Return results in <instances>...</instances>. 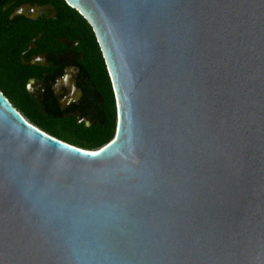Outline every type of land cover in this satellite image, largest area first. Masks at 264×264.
Listing matches in <instances>:
<instances>
[{"label": "water", "instance_id": "water-1", "mask_svg": "<svg viewBox=\"0 0 264 264\" xmlns=\"http://www.w3.org/2000/svg\"><path fill=\"white\" fill-rule=\"evenodd\" d=\"M65 1L116 134L76 147L0 88V264H264V0Z\"/></svg>", "mask_w": 264, "mask_h": 264}, {"label": "flooded vegetation", "instance_id": "flooded-vegetation-1", "mask_svg": "<svg viewBox=\"0 0 264 264\" xmlns=\"http://www.w3.org/2000/svg\"><path fill=\"white\" fill-rule=\"evenodd\" d=\"M0 7L8 15L0 13L5 96L52 136L91 149L108 144L116 134L118 101L89 23L49 0H0ZM20 7L25 14L13 16Z\"/></svg>", "mask_w": 264, "mask_h": 264}, {"label": "trees", "instance_id": "trees-1", "mask_svg": "<svg viewBox=\"0 0 264 264\" xmlns=\"http://www.w3.org/2000/svg\"><path fill=\"white\" fill-rule=\"evenodd\" d=\"M49 1H53L55 4H57L58 6H61L65 11L66 10H69V11H72V12H74L78 17H80V18H82L83 19V17L76 11V10H74L73 8H71L67 3H66V1L65 0H49ZM2 7H0V13L2 14ZM2 16H4V17H7L8 15L7 14H5V15H3L2 14ZM85 21V20H84ZM88 27H89V25L88 24H86ZM54 136V135H53ZM54 137H56V136H54ZM56 138H58V137H56ZM58 139H60V140H62V141H64V142H66V143H69V144H71V145H74V146H76V147H79V148H83V149H86V150H93V149H91V148H85L84 146H80V145H85V142H82V141H80V140H76L75 141V143H71V142H68V141H65V140H63V139H61V138H58ZM94 150H97L96 148L94 149Z\"/></svg>", "mask_w": 264, "mask_h": 264}, {"label": "snow or ice", "instance_id": "snow-or-ice-1", "mask_svg": "<svg viewBox=\"0 0 264 264\" xmlns=\"http://www.w3.org/2000/svg\"><path fill=\"white\" fill-rule=\"evenodd\" d=\"M91 155L97 156V155H99V153H91Z\"/></svg>", "mask_w": 264, "mask_h": 264}, {"label": "rangeland", "instance_id": "rangeland-1", "mask_svg": "<svg viewBox=\"0 0 264 264\" xmlns=\"http://www.w3.org/2000/svg\"><path fill=\"white\" fill-rule=\"evenodd\" d=\"M94 150V149H93Z\"/></svg>", "mask_w": 264, "mask_h": 264}]
</instances>
